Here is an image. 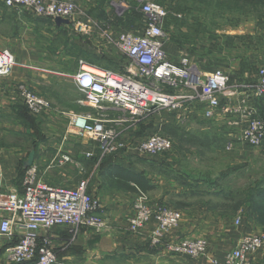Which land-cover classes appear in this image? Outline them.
<instances>
[{"label":"crops","instance_id":"obj_1","mask_svg":"<svg viewBox=\"0 0 264 264\" xmlns=\"http://www.w3.org/2000/svg\"><path fill=\"white\" fill-rule=\"evenodd\" d=\"M75 2L85 10L87 22H99L89 35L78 33L71 24L37 18L27 10L8 7L0 1V48L9 49L16 62L9 75L0 76L1 189L21 192L23 163L34 148L33 164L47 184L70 188L87 179V190L99 199V213L106 224L100 233L84 226H54L50 240L57 254L55 264H207V257L193 259L176 254L168 244L183 238H203L207 241V256L222 260L242 235L264 232V215L258 214L249 200H243L239 207L234 204L233 170L215 172L209 165L217 157L231 158L249 167L264 165V148L243 143L239 139L242 119L225 109L246 96L264 118V96H253L246 87L258 79L260 69L264 68V45L250 46L244 40L227 44L229 61L219 69L230 74V85L238 92L236 97L221 101L212 119L204 118L195 110V104H189L181 119L163 111L150 119L119 126L125 136L135 139L161 126L173 143L167 154L152 158L133 151L102 155L95 141L71 132V118L89 112L114 120L121 112L97 111L78 104L81 92L73 76L80 61L114 70H120L126 61L108 40L117 30L100 15L89 12L84 0ZM182 47L176 41L166 42L173 58L187 52ZM187 53L196 64L202 63L196 55ZM21 82L51 104L45 114L32 117L34 125L27 121L16 91ZM34 127H39L41 135L29 137V141L14 134L34 132ZM45 127L53 134L47 135ZM87 151L92 153L91 158L85 157ZM62 153L76 158L78 165L58 163ZM139 191L148 195L152 206L165 205L182 214L179 226L163 234L161 245L153 246L149 241L155 221L136 233L127 228ZM239 215L241 220L235 224ZM42 234L40 230L39 235ZM15 241V237H0V264H11L4 260L2 251L6 242ZM253 262L264 264V249L253 256Z\"/></svg>","mask_w":264,"mask_h":264},{"label":"built area","instance_id":"obj_2","mask_svg":"<svg viewBox=\"0 0 264 264\" xmlns=\"http://www.w3.org/2000/svg\"><path fill=\"white\" fill-rule=\"evenodd\" d=\"M0 1L8 7L27 10L37 18L66 19L83 35H89L92 27L99 26L96 20L87 22L88 15L75 0ZM140 12L144 23L139 29H120L108 36L109 43L125 57L123 72L80 61L73 76L81 92L78 104L97 111L114 109L121 112L114 120L93 116L89 112L74 114L71 118V132L95 141L102 155L133 151L149 158L164 156L172 149L173 143L161 126L140 139L125 136L119 126L150 119L163 111L181 119L182 111L189 104H195V110L204 118L212 119L223 99L237 96L238 91L230 85L228 72L219 68L203 71L187 52H180L175 58L170 56L162 29L167 17L164 6L143 0ZM15 64L13 53L0 48V76L9 75ZM246 87L253 96H264V68L260 69L258 79ZM16 91L22 104L35 117L45 114L51 107L46 97L26 83H18ZM237 100L225 109L242 119L239 139L251 147H262L264 118L257 114L246 96ZM1 151L0 145V154ZM84 155L92 157L90 151ZM58 163L78 165L79 162L62 153ZM87 183L84 178L75 187L49 185L33 163L25 168L21 192L3 191L0 182V237L16 238L15 242L5 243L4 260L11 264H55L57 254L50 240V230L54 226H84L102 232L106 224L99 213L100 201L87 190ZM181 218L179 210L165 205L152 206L148 195L139 191L127 228L136 233L148 222L155 221L149 241L158 246L163 243V234L177 228ZM240 220L239 215L234 223L239 224ZM40 230L42 235H39ZM168 248L193 259L207 257V264H255L253 256L264 249V232L242 235L222 260L207 256V241L203 238L179 239L169 243Z\"/></svg>","mask_w":264,"mask_h":264},{"label":"rangeland","instance_id":"obj_3","mask_svg":"<svg viewBox=\"0 0 264 264\" xmlns=\"http://www.w3.org/2000/svg\"><path fill=\"white\" fill-rule=\"evenodd\" d=\"M142 1L104 0L100 5V0H90L89 5V0H84V4L90 8L89 12L96 15H103L107 9L112 15L108 23L119 31L139 29L143 25L144 18L140 13ZM151 1L161 4L167 10L162 26L167 40L179 42L183 49L196 55L202 61L198 65L203 70L225 66L229 61L227 44L232 41H248L250 46L264 45V0ZM33 131H17L14 134L24 136L29 141L32 136L41 135L39 127H34ZM44 132L47 135L53 134L49 127H45ZM210 162L215 172L233 170L231 190L236 197L234 204L237 207L242 205L243 200H249L252 208L264 215V165L249 167L224 157H217Z\"/></svg>","mask_w":264,"mask_h":264},{"label":"trees","instance_id":"obj_4","mask_svg":"<svg viewBox=\"0 0 264 264\" xmlns=\"http://www.w3.org/2000/svg\"><path fill=\"white\" fill-rule=\"evenodd\" d=\"M101 1H104V0H100V5H101ZM104 13V12H103ZM141 13V12H140ZM112 15H109V14H107V12L105 11V13L102 15H100V17H102L104 20H107V21H110V20H112V17H111ZM261 37V36H260ZM199 64V63H198ZM116 66H118V65H116ZM99 67H102V66H99ZM199 67H200V69H202V66H200L199 65ZM103 68H106V69H108L109 67H103ZM119 70V69H118ZM117 70V71H118ZM113 71V70H112ZM118 72H123V67L118 71ZM24 108H25V110H26V118H27V121L30 123V124H32V125H34L33 124V115H31L29 112H28V110L26 109V107L24 106ZM24 171H25V168H24ZM24 171H23V174H24Z\"/></svg>","mask_w":264,"mask_h":264},{"label":"water","instance_id":"obj_5","mask_svg":"<svg viewBox=\"0 0 264 264\" xmlns=\"http://www.w3.org/2000/svg\"><path fill=\"white\" fill-rule=\"evenodd\" d=\"M55 22L56 23H68V20L56 17ZM34 154H35V149L33 148V149H31V151L28 154L27 159L23 163L25 168H27L28 166H30L33 163Z\"/></svg>","mask_w":264,"mask_h":264},{"label":"bare ground","instance_id":"obj_6","mask_svg":"<svg viewBox=\"0 0 264 264\" xmlns=\"http://www.w3.org/2000/svg\"><path fill=\"white\" fill-rule=\"evenodd\" d=\"M88 70L93 71L92 69H88Z\"/></svg>","mask_w":264,"mask_h":264}]
</instances>
